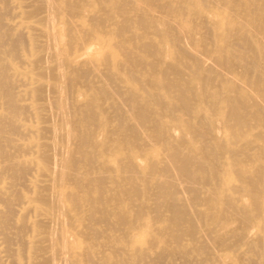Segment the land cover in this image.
Here are the masks:
<instances>
[{
	"label": "bare ground",
	"instance_id": "bare-ground-1",
	"mask_svg": "<svg viewBox=\"0 0 264 264\" xmlns=\"http://www.w3.org/2000/svg\"><path fill=\"white\" fill-rule=\"evenodd\" d=\"M23 1L25 4L21 5L22 10L19 12L22 19H16L22 21L27 33L18 31V37L13 38L15 40L11 46L13 49L23 46L24 54H21V60L26 65V69L17 71L18 68L11 64L9 68H7L8 64L5 67L15 71L25 82H28L29 87L24 93L29 99L27 107L31 110L34 125L30 124L26 127L32 135L28 142L24 141L23 145L19 143L22 148L16 150L21 149L23 152V148L33 149L34 156L30 154V157L26 156L28 159L24 157L21 160L24 165L27 163L33 167L36 176L32 177L33 181L27 179L31 183L32 189L28 190L31 194L17 195V200L21 204L17 208L22 206V210L19 209L21 215L14 216L18 214L16 212L18 210L14 211L11 206L12 200L8 199L7 194L8 187L0 186V194H4V197L0 195V203H3V207L0 208V230L6 231L8 225L13 226L11 222L16 219L15 227L18 232L28 233L23 242V250L20 251L31 260V264H56V262L92 264V254H95L92 250L101 248V245L104 248L106 245L103 242L104 237L102 239L101 237L106 236L111 239L114 237L113 231H120L118 230L120 228L124 229V232L122 233L121 230L122 234L115 235L112 239L124 242L125 248L135 247L133 239L138 233L143 239L145 238V244L148 246L147 249L146 247L142 249L149 250L151 249L149 247L156 243L163 245L160 246L161 250L159 248L156 252L155 248H152L155 252L151 251L153 256L156 253L154 258L162 264L166 262L164 258L172 261L174 260L172 257H179L182 260L181 264H188L187 255H191L188 254L189 250L190 252L194 250L197 255L200 253L199 255L203 257L206 253L212 254L215 251L212 262L207 260L210 254L202 260L204 264L217 263L220 259L216 250L225 249V246H230L231 242L237 251L240 246L243 247L242 253L238 252L241 255L237 256L233 263L245 264L244 262H250V259L255 258L256 264H264V231L258 230L261 234H257L255 228L260 225L256 222L258 218L264 216V150H252L257 147L253 145L254 142H264V105H262L264 103V40L261 39L262 37L264 39L263 4L255 0H107L109 2L107 5L103 4L104 0ZM205 2L207 6L212 7V14L218 16V22H213L208 15H204L202 10L205 8ZM14 4L16 3L11 5ZM236 11L240 12L238 16L242 21L235 16ZM12 14L10 17H13ZM233 19H238L239 22L235 23ZM20 20L17 22H21ZM0 22H3L1 15ZM5 23L1 25L5 26ZM13 23L7 27L14 26ZM203 24L209 25V35L214 45L213 49L210 46L205 47L206 50L212 49L207 51L212 54L207 60L211 59L209 62L211 68L218 67L221 71L216 68L215 72L214 68L212 70L209 66L207 68L206 59L203 60L202 54L208 57L207 52L202 53L203 51L199 49L205 36L201 37L199 34ZM131 27L141 30L140 35L134 34L131 35L132 37L127 35ZM205 27L203 25V28ZM134 29L130 32L133 33ZM11 31L7 29V32ZM237 31L240 33L237 34ZM9 33H6V36ZM147 36L151 37L148 39ZM37 37L38 39L42 37L43 40H36ZM142 37L149 41L141 40ZM207 37L206 39L209 38ZM1 38L3 37L0 36L2 41ZM230 38L242 40L248 51L245 52L246 49L243 47L245 53H240V47L231 44ZM6 39L8 40L7 37ZM7 40H3L4 43ZM185 40L187 43L183 44ZM236 40L232 41L240 42ZM97 43L108 49L101 61L99 60L102 66L100 69L95 63L92 67L93 57H87L89 47L93 44L96 46ZM127 43L130 47L123 48ZM230 44L234 46L229 47ZM235 46L239 51L232 48ZM228 48L236 52L231 53ZM237 52L240 54L235 55L234 58L233 54ZM249 52L254 54V57L251 56L252 59L248 58ZM246 53L249 55L246 56ZM148 56L153 57L152 61L145 60ZM234 59L239 60L238 64L242 62L240 67L238 64L235 66ZM248 59H251V62ZM12 61L10 59V62ZM140 64L145 66L144 69L146 68L145 75H152V80L140 78L139 76L143 74L139 75V72H136L138 78L135 76L134 68ZM251 66L258 73L254 72L257 77L254 74L256 78L252 76L254 78L249 79ZM92 68L96 70L93 71ZM237 68L240 69L238 72H236ZM253 68L252 72L255 71ZM205 69L208 70L207 74L213 71L220 76L229 74V78L225 76L217 80V83L216 79L212 82L207 74H203ZM120 71L123 76L120 75ZM7 77L5 69L0 67V97L5 96L6 108L17 116L16 113L20 115L25 109L16 104L13 93L11 94L13 91L9 90ZM10 77L8 80H11ZM16 87L18 86L15 85ZM149 87L154 91L149 90ZM155 89L160 92H155ZM120 106L125 112L121 111ZM109 109L116 113L110 114L112 117L116 115L114 117L117 118L116 120H111L107 115ZM119 109L124 115L120 114ZM120 115L126 119H120ZM164 118L170 119L173 124L175 122V125H168L164 122ZM112 121L115 124L111 123ZM251 121L259 122V130L260 128L263 130L258 132L255 130V134L253 132L236 134L238 130L249 127ZM9 123H12L11 120ZM6 124L9 126L8 123ZM18 126L14 125L13 128L10 126L8 129L18 130ZM253 126L256 127L257 124ZM3 128L0 126V132ZM221 132L229 133V144L227 141L222 143L223 140L221 139L222 142L219 140ZM44 133V136L46 133L50 136H46L48 139L42 142ZM240 137L244 138L245 144L237 145L240 148L236 146V149H232L230 144ZM11 138L2 141L0 136V141L9 142ZM255 139L256 141H253ZM241 141L243 140H237L235 145ZM263 144L261 143L262 148ZM3 151L5 150L0 148V160L7 157V153ZM159 155L163 157L159 158ZM109 158H112L116 165L115 167L110 165L112 169L106 166ZM13 162L8 164V167L14 165ZM23 164L20 167L18 165L13 167L23 168ZM30 166H27L29 170L27 168L15 170L12 167L17 172L14 173L18 175L15 179L24 176L25 169L29 172L32 168ZM1 168L5 169V167ZM10 170L13 172L12 169ZM2 172L5 171L1 170L0 175ZM155 174H159L160 177L158 183L152 184ZM7 175L5 176L8 177ZM17 175L14 174L13 178ZM236 181L240 185L236 183L234 185L233 182ZM13 185L15 184L11 186ZM20 185L22 184L18 186ZM149 185H154L155 191L153 188L149 190ZM26 186L25 184L24 187ZM203 186H211L209 189L207 187L205 191L207 196L204 198L201 197L204 193ZM240 189L244 190L248 197L245 194V197L235 198L234 195H242L237 192ZM148 190L154 193L150 194ZM178 190L186 194L187 198L178 200L179 197L176 198ZM230 190L232 194L236 190L237 194L234 193L233 196L225 194ZM150 196L154 197L149 198L153 201L149 205L153 204L155 214L152 211V216L149 212L151 217H148L146 212L151 209L148 210L150 206L145 204V200ZM237 201L244 204H240V209L237 207ZM161 210L168 213V216L160 214ZM27 215L32 218L27 219ZM229 215L233 217L230 218ZM13 216L16 217L14 220ZM163 216L167 217L162 219ZM193 219L195 221L199 219L200 222H194ZM161 220L164 225L155 227ZM207 222L218 228L208 227L207 230H203L201 224L205 225ZM263 223L261 222L262 227ZM101 226L117 229H112L111 237L108 234L107 236L106 232L101 233L104 229V227L100 229ZM260 228L257 226V229ZM132 229H137L138 232L134 233ZM1 233H4L5 237L1 238L3 239L1 242L12 240L11 237L5 236V232ZM201 234L206 237L203 241L200 240ZM119 235L121 236L116 238ZM188 238L196 239L198 242L193 240L197 244L191 248L192 251L186 244ZM98 240L103 243H99ZM14 241L19 242L18 239ZM139 241L136 244H139ZM123 246H116L117 249L115 248L114 251H109L112 246L107 249L111 254L106 256L107 261L103 264H115L111 262L115 260L113 256L116 257L118 252L125 254L126 249ZM229 246L228 248L231 249L232 245ZM138 248L131 249L133 254ZM46 249L51 254L47 255ZM142 249L139 250L143 251ZM226 249L225 251L228 252ZM145 250L134 254L143 262L146 258H150L148 255L151 256ZM94 251L96 252L94 256L101 259L100 256L105 255L100 251L101 255H98L99 252ZM225 251L220 252L223 258L222 253L227 254ZM43 252L44 255H41ZM131 255L128 256L129 259ZM10 256L8 255V258ZM153 256L148 259L151 260L150 262L154 260ZM120 257V263L128 264L122 255ZM126 257L127 255H124V258ZM102 260H98L95 264L98 262L101 264ZM140 260H138L139 264L142 263ZM1 261L3 260L0 258V263H4ZM154 262L155 260L152 264L157 263Z\"/></svg>",
	"mask_w": 264,
	"mask_h": 264
},
{
	"label": "rangeland",
	"instance_id": "rangeland-1",
	"mask_svg": "<svg viewBox=\"0 0 264 264\" xmlns=\"http://www.w3.org/2000/svg\"><path fill=\"white\" fill-rule=\"evenodd\" d=\"M7 1H8V2H7ZM28 1L31 2V0H25V2H28ZM252 1H254V0H252ZM255 1H256V2L259 1L258 3H261V4H263V6H264V0H255ZM12 2H13V3H16V4L11 5V4H13ZM106 2H107V3H106ZM256 2H255V3H256ZM10 3H11V4H10ZM173 3L175 4V2H173ZM205 3H206V2H205ZM7 4H8V5H7ZM24 4H25V3H24L23 0H3V1L0 2V12H1L0 15H1V21H3V22H0V25H1V23L4 24L5 22H8V23H5V24H6L5 26H3V25L0 26V34H2V35H0V36L3 37V38H1L2 41L0 40V43H1V44L3 43L2 46H1V44H0V53L2 52V53L0 54V59H2V60H1L2 62H0V67H3V68L5 69V72L7 73V76H8V77L11 76V77L9 78V79H11V80H8V77H7V81H8V85H9V90H10V92L13 91V92H11V94L13 93L12 95H13V97L15 98V102H16V104H17L19 107H23V108L25 109V111H26V112L24 111V113L22 112L20 115H19V113H16V114H17V116H16L15 114L9 112L10 110H9L8 108H6L7 106H6V104H5V103H6V98H5V96H1V97H0V102H1V103H0V117H1V118H0V126H1L2 128H3V127L6 128V129L3 128L4 130L2 129V132H0V133H2V135H0V136H1V140H2V141H5V140H8V139H10V138L12 137V138H11V141H9V142H11L12 144L9 143V142H3V143H2V141H0V143H1L0 146H2V147H0L1 150L4 149L5 151H3V153H4V152L7 153V154L5 153V154L7 155V157L2 158L4 161H3V160H0V172H1V170H4L5 172H7V171H8L7 169H9V171H10V172L8 171V172H9V175H7L8 172H7V173L2 172V174L0 175V186L5 185V186L8 187V188H7V194H8V199H9L10 201L12 200V201H11V206H12V208H14V209H13L14 211H16V210L19 211V212L16 211L18 214H15L14 216L19 215V214L21 215V211H20V210H22V209H21L22 206H21V208H17V206L20 207V205H21V204L19 203V201L17 200V195H18V193H22V194H23V193H24V194L26 193L27 195H30V194H31L30 191H31L32 188H31V183H30L28 180L33 181V180H34L33 178H35V176H36V172L33 170V167L30 166V165L27 164V163H25V165H24V164L22 163L23 160H21V158L24 159V157L28 159V157H30V154H32V156H34L35 154H33V149L23 148V152L26 153V152L29 151V152H28L29 155H28V154H25V153H23V152H21V151H22L21 149H20V150H16V148H17V149L22 148V147L20 146L19 143H22V145H23V144L25 143L24 141L28 142V140L30 139V137H31V135H32L31 133H29V132L26 130V127L29 126L30 124H31V125H34L33 118H31V117H32V113L30 114L31 110L27 107V106L29 105V99H27L28 97H27V95L24 93V90H25L26 88L29 87V86H28V82H25V81L23 80L22 77H20L18 74L15 73V71H12V70H10V69H6V67H5V66L8 64V65H7V68H9V66H10V64H11V66L15 67L16 69L18 68L17 71H18V70H19V71H22V68H23V70L26 69V65H25V64L22 62V60H21V56H22L21 54H24V53H23V52H24V48H23V46H19V47H17L16 49H13V47L11 46V45H13V41L15 40V39H13V38H17L19 33H21V32L27 33V31L24 30V28H23V23H22V21L20 20V19H22V17H21L20 14H19L20 10H22L21 5H24ZM103 4L107 5V4H109V2H108L107 0H106V1L104 0ZM207 5H208L207 3H206V5L204 4V7H205L206 9L204 8V9L202 10L203 13H204V15H205V14L208 15L209 19H212L213 22H215V21L218 22V20H217L218 16L213 15V14H212L213 12L211 11V10H212V9H211L212 7H209V6H207ZM1 6H2V7H1ZM13 6H14V7H13ZM207 7H209V9H207ZM4 8H6V9H4ZM8 8H11V9H8ZM19 8H20V9H19ZM263 8H264V7H263ZM3 9H4V10H3ZM7 9H8L9 11H7ZM207 10H210V12L207 11ZM204 11H205L206 13H205ZM262 11L264 12V9H263ZM5 12H6V13H5ZM7 12H8V13H7ZM3 13H4V14H3ZM12 13H14V14H12ZM236 13H237V14H235V16H236L237 18H239L238 15L240 14V12H239V11H238V12L236 11ZM7 14H9V15H7ZM11 14H12V16H13L14 18H13V17H10ZM240 16H241V15H240ZM16 18H20V19H16ZM234 18H235V17H234ZM15 19H16V20H15ZM235 19H236V18H235ZM235 19H233V21H234L235 23L239 22L238 19H237V20H235ZM239 19H241V21H242V18H239ZM263 19H264V15H263ZM19 20H20L21 22H17V21H19ZM212 21H211V22H212ZM236 21H237V22H236ZM13 22H14L15 24H14ZM11 23H13L14 26L11 25V27L9 26L10 28H8L7 26H8L9 24H11ZM235 23H234V24H235ZM20 24H21V26H20ZM203 25L206 26V27L203 28ZM203 25H201V28H200L201 30H199V31H200L199 34H200L201 37H203L202 35H205L204 38H202V41H203V42H201L202 44H201V46H200V48H199L200 51H203L202 53L207 52L208 50H209V51H212V49H213V47H214V45H213V41H212V39H211V37H210V35H209V32H210V29H208V28H209V25H207V24H206V25L203 24ZM18 26H20L21 28L18 27ZM16 27H18V29H16ZM11 28H13V29L15 28L16 30H15V29L13 30V29H11ZM135 28H136V27H135ZM5 29H6V30H5ZM7 29H8V31H10V30H12V31L9 33V32H7ZM21 29L24 30V31H22ZM131 29H134V27H131V28L129 29V31L127 32V33H128L127 35H129V36H131V35L134 36V34H135V35H140L139 32H141V30L138 31V29L136 28V29L133 30V33H131V32H130V31H132ZM205 29H206V30H205ZM3 30H4V31H3ZM238 30H239V29H238ZM18 31H19V33H18ZM25 31H26V32H25ZM204 31H206V32H204ZM239 31H240V30H239ZM239 31H237V34L240 33ZM5 32H6V33H9L8 36H10L11 38H9L8 36H6V33H5ZM11 33H12V35H10ZM4 34H5V36H3ZM22 34H23V33H22ZM15 35H16V36H15ZM207 36H208L209 38H208ZM4 37H5V38H4ZM6 37L8 38V40L6 39ZM131 37H132V36H131ZM147 37H148V39H149L151 36H147ZM206 37H207L209 40L206 39ZM260 37H262V36H260ZM143 38H144V39H143ZM231 38H232V37H231ZM231 38L229 39V42L231 41V42H230L231 44H234V45L236 44V46L240 47V50H241L240 53H243V52L245 51L244 49H246V46H244V44H242L243 41H242V40H236L237 38H233L232 40H234V41H235V40H236V41H240L239 43H238V42L235 43L234 41L231 40ZM39 39H40V40H43L42 37H40ZM39 39H38V37H37L36 40H39ZM132 39H133V38H132ZM148 39L145 38V37H142V38H141V40H143V41H145V42L149 41ZM154 39H155V40H158V39L155 38V37H154ZM261 39H262V41L264 40L263 37H262ZM3 40H4V41L7 40L6 43H4ZM207 40H208V41H207ZM185 41H186V40H185ZM185 41H183V42H184L183 44L187 43V41H186V42H185ZM241 41H242V42H241ZM11 42H12V43H11ZM229 42H227V43L229 44ZM203 43H204V44H203ZM205 43H206V44H205ZM209 43H210V44H209ZM243 43H244V42H243ZM7 44H9V46H4V45H7ZM97 44H98V43H97ZM183 44H182V45H183ZM207 44H209V45H207ZM211 44H212L213 46H211ZM231 44H230L229 47L234 46V45H231ZM240 44H242L243 46L241 45V46H242V47H241ZM263 44H264V41H263ZM128 45H129V46H128ZM203 45H206V46H203ZM101 46H102V45H101ZM101 46H100V44H98V45H96V46H95V44L91 45V46L89 47V49H88V54H87V57L91 56V57L94 58V60H93V59L90 57L91 60H93V63H92L93 65H92V67L96 65V67L99 68V69L102 68V66L100 65V63H101V62H100V61H101V58H102V57L106 54V52L108 51V49H107L106 47H104V46L101 47ZM123 46H126V47H123V48L127 49V48L130 47V44L127 43V44H124ZM183 46H184V45H183ZM209 46H210V48H212V49H208V50H206V48H209ZM236 46H235V47H232V48H234V49L237 50V47H236ZM205 47H206V48H205ZM243 47H244V49H243ZM10 48H12V49H10ZM18 48H20V49H18ZM90 48H91V49H90ZM201 48H202V49H201ZM2 49H3V51H1ZM8 49H9V50H8ZM22 49H23V50H22ZM203 49H205V50H203ZM228 49L230 50V52L232 51L231 53H233V52L235 53V52H236V50H234V49H231V48H228ZM242 49H243V50H242ZM7 50H8V51H7ZM18 50H19V51H18ZM97 50H99V51H97ZM106 50H107V51H106ZM233 50H234V51H233ZM105 51H106V52H105ZM237 51H239V50H237ZM247 51H248V50L246 49L245 52H247ZM7 52H8V54H6ZM9 52H10V53H9ZM14 52H15V53H14ZM135 52H136V51H135ZM135 52H134V53H135ZM245 52H244V53H245ZM12 53L15 54L17 57H16L15 55L12 56V55H13ZM16 53H17V54H16ZM91 53H92V54H91ZM240 53L237 52L236 54H233V55H234V58H235V55H238V54H240ZM244 53H243V54H244ZM249 53H250V55H249ZM249 53H246V54H247L246 56H248V55L250 56V57L248 56V58H251V56L254 57V54H253L252 52H249ZM18 54H19V55H18ZM90 54H91V55H90ZM94 54H95V55H94ZM205 54H206V53H205ZM251 54H252V55H251ZM5 55H6V56H5ZM119 55H120V54H119ZM202 55L204 56V57L202 56V57L204 58L203 60L206 59V60H205V65H207L206 67L209 68V67H210V64H211V63H209V62H211V59H208V60H207V58L211 57L212 54L210 55L209 52H207L206 55H208V57H206L204 54H202ZM7 56H9V57H7ZM11 56H12V57H11ZM18 56H19V57H18ZM13 57H14V58H13ZM15 57H16V58H15ZM160 57H161V56H160ZM17 58H19V59H17ZM119 58H120V57H119ZM151 58H153V57H152V56H148V57H145V60H146V59L149 60V59H151ZM5 59H6V60H5ZM10 59H11V61H12V60H13V61L10 62ZM88 59H89V58H88ZM154 59H157V58L154 57ZM154 59H153V60H154ZM251 59H252V58H251ZM251 59H248V60L250 61ZM19 60H21L20 63H18ZM97 60H98V61H97ZM99 60H100V61H99ZM148 60H146V61H148ZM149 61H152V59L149 60ZM206 61H208V62L206 63ZM91 62H92V61H91ZM233 62H234V64H235V66H238V65H239L238 67H240V64L242 63V62H241L240 64H238V63H239V60H237V59H234ZM250 62H251V61H250ZM94 63H95V65H94ZM13 64H14V65H13ZM212 64H213V63H212ZM236 64H238V65H236ZM2 65H3V66H2ZM213 65H214V64H213ZM213 65H212V67H213ZM142 66H143V67H142ZM208 66H209V67H208ZM138 67H139V68H138ZM144 67H145V66H144V65H141V64L138 65L137 67H135V68H134V70H135V72H134V73H135V76H136V75L138 76V73H136V72H139V73H140L139 75L143 74V76H142V75L139 76L140 78H142V77L144 78V77H145V78H147V79L149 78L148 81L152 80V79H151V77H152L151 74H149V75H145V73H146V71H145L146 68L144 69ZM249 67H250V66H249ZM251 67H252V66H251ZM94 68H95V67H94ZM94 68H92V69H94ZM141 68H142V69H141ZM207 68H206V69H207ZM210 68H211V67H210ZM213 68H214V71H215V72L217 71V70H215L216 68L219 69L218 67H213ZM213 68H211V69L213 70ZM252 68H253V67H252ZM252 68H250V70H251V71H250V73H251L250 75H251V76L249 75V79L254 78L255 75L258 73L257 70L254 69V68H253V69H254L255 71L252 72ZM20 69H21V70H20ZM138 69H139L140 71L144 72V73H141L140 71H137ZM143 69H144V71H143ZM206 69L204 70V71H205V73H203L204 75H206V74L208 73V70H206ZM95 70H96V69H94L93 71H95ZM212 70H209V72L212 71ZM219 70H220V69H219ZM238 70H240V69L237 68L236 72H238ZM185 71H186V70H185ZM206 71H207V73H206ZM220 71H221V70H220ZM10 72H11L12 74H11ZM186 72H188V71H186ZM254 72H255V73L257 72V73L255 74ZM13 73H14V74H13ZM119 73H120L121 76H123V74H122L121 71H120ZM148 73H149V72H147V74H148ZM212 73H213V71H212ZM212 73L210 72L209 74H207V75L212 79V82L214 81L213 79H216L215 82L217 83V80H220V79H222V78L225 77V76H227V78H229V74H228V75H226V74H222L223 76L221 75V76H222V77H221L219 74L216 75L215 73H213V74H212ZM254 74H255V75H254ZM144 75H145V76H144ZM137 76H136V77H137ZM146 76H147V77H146ZM148 76H150V77H148ZM217 76H219V77L216 78ZM230 76H231V75H230ZM252 76H254V77H252ZM250 77H251V78H250ZM256 77H257V75H256ZM256 77H255V78H256ZM137 78H138V77H137ZM143 78H142V79H143ZM145 78H144V79H145ZM93 79H94V77H93ZM142 79H140V80H142ZM147 79H145V80H147ZM12 80H14V81H12ZM19 80H20V81H19ZM138 80H139V79H138ZM10 81H11L12 84H10ZM15 81H16V83L14 84ZM142 81H143V80H142ZM20 82H23V83H20ZM17 84H18V85H17ZM23 84H25V85H23ZM15 85L18 86V87L15 88ZM19 86H20V87H19ZM22 86H23V87H22ZM151 88H152V87H151ZM14 89H15V90H14ZM21 90H22V91H21ZM149 90H153V89H150V87H149ZM19 91H20V92H19ZM153 91H154V90H153ZM155 92H160V91H159V90L157 91V90L155 89ZM14 94H15V95H14ZM19 95H20V96H19ZM21 95H22L23 97H22ZM253 97H254V96H253ZM1 98H2V100H1ZM22 98H23V99H27V100H23ZM16 100H19V101H16ZM118 100H119V99H118ZM2 101H3V102H2ZM4 101H5V102H4ZM23 101H25V102H23ZM17 102H18V103H17ZM261 103H262V102H261ZM261 103H260V104H261ZM24 104H25V105H24ZM119 105H121V104H119ZM262 105H264V103H263ZM2 106H3V107H2ZM26 107H27V108H26ZM2 108H3V109H2ZM5 108H6V109H5ZM119 108H120V109L122 108L121 111L123 112V110H124L123 107L120 106ZM24 109H23V110H24ZM120 109H119L120 114H123V115H124V113H122V112L120 111ZM23 110H22V111H23ZM28 110H29V111H28ZM108 111H110V112H108L107 115L111 117V120H114V119L116 120L117 118H114V117H116V115H114L113 117L110 115V114L113 115V114H116V113H115L113 110H110V109H109ZM7 112H8V113H7ZM124 112H125V110H124ZM200 112H202V111H200ZM200 112H197V113H200ZM25 113H26V114H25ZM203 113H204V111L202 112V114H203ZM23 114H24L25 116H24ZM123 115H122V116L120 115V116H121L120 119L125 120L126 118H125V117L123 118ZM200 115H201V113H200ZM3 116H4L5 118H4ZM23 116H24V117H23ZM6 117H7V118H6ZM22 117H23V119L21 120ZM110 117H109V118H110ZM25 118H26L27 120H25ZM3 119H4V120H3ZM6 119H7V120H6ZM10 120H11L12 123H9ZM14 120H15V121H14ZM169 120H170V119H168V118H164V122L167 123L168 125H175V122H174V124H173V122H172V121H169ZM5 121H7L6 123H8L9 126L5 123ZM167 121H169L170 124H169V122H167ZM171 122H172V123H171ZM255 122H256V121H255ZM255 122H254V123H255ZM1 123H2V124H1ZM3 123H5V124H3ZM18 123H19V124H18ZM111 123L115 124L114 121H112ZM124 123H126V121H125ZM254 123H253V121H251V122L248 124L249 127H247V128L244 127V129L238 130V131L236 132V134L239 133V135H240V134H242L243 132H244L243 134H245V133L248 134V133H250V132H253V133H254L255 130H257V131H255V132H258V131H262V130H263V128H260V130H259V127H258V126L260 125L259 122L255 123V124H257L256 127L253 126V125H255ZM23 124H27V125H23ZM14 125H16V126L19 125L20 127H19V126L17 127L18 130H16L15 128H14L15 130L12 129V130H14V131L10 130V131L13 132V133H12V132L9 131L8 127L11 126V127L13 128ZM248 125H247V126H248ZM7 126H8V127H7ZM252 127L254 128V130H253ZM256 128H258V129H256ZM251 129H252L253 131H251ZM19 130H20V131H19ZM6 131H8L7 134H5ZM9 132H10V133H9ZM16 132H19V133L17 134ZM26 132H27V133H26ZM11 134H12V135H11ZM16 134H17V136H16ZM22 134H23V135H22ZM25 134H26V135H25ZM228 134H229V133H228ZM228 134L221 132V133L219 134L221 137L224 136V135H226L227 137H226V136H224V137H222V138L219 137V140L221 141V139H222V140H223V142L221 141L222 143H224V142H226V141H227V143H228V140H229V136H228ZM254 134H255V133H254ZM44 135H45V133L42 135V138L45 137L44 139L41 138L42 142H43V141H46V140L48 139L46 136H48V137L50 136L49 133H46V136H44ZM54 135H56V134L54 133ZM7 136H8V138H7ZM4 137H6L7 139L4 138ZM20 137H21V138H20ZM46 138H47V139H46ZM224 138H226L227 140L225 139V141H224ZM4 139H5V140H4ZM15 139H17V140H19V141H17V140H16V141H13V140H15ZM240 139L243 140L244 143H243V141H241V142H238V143L235 145V143L237 142V140L240 141ZM240 139L237 138V139H234V140H236V141L233 140V143L230 144L231 148L233 147L232 149H236V146H237V145H242V146H243V145L245 144V140H244V138H243V137H240ZM231 140H232V139H231ZM231 140H230V141H231ZM12 141H13V142H12ZM253 141H256V139L253 140ZM239 143H242V144H239ZM257 143H259V142L257 141ZM257 143L254 142L253 145H254V146L257 145V147H255V149L253 148L252 150H253V151H255V150H261V151H263V150H264V149H263L264 147H263V148L261 147V143H264V142H261V143H259V144H257ZM7 144H9V145H7ZM13 144H14V145H13ZM228 144H229V143H228ZM11 145H12V147H11ZM17 145H19V146H17ZM232 145H233V146H232ZM263 145H264V144H263ZM263 145H262V146H263ZM3 146H7V147H4V148H3ZM8 146H9L10 148H9ZM230 146H229V147H230ZM237 147L240 148V146H237ZM8 148H9V149H8ZM24 149H25V150H24ZM6 150H8V151H6ZM9 151H10V152H9ZM15 151L20 152V153H23V154H18V153H16ZM30 151H32V152H30ZM12 153H13V154H12ZM5 154H4V156H6ZM14 154H16V155H14ZM10 155H12V156H10ZM17 155H19V156H20V155H21V156L23 155V156H22V157H21V156L19 157V156H17ZM162 155H164V154H162ZM16 156H17V157H16ZM26 156H28V157H26ZM15 157H16L17 159H16ZM158 157H159V158H160V157L162 158L163 156L159 155ZM12 158H13V159H12ZM5 159H7V161H6ZM16 160H18V162H17ZM19 160H20V161H19ZM9 161H10V162H9ZM13 161H15V162H13ZM11 162H13L14 165L11 164V167H8V164L10 165ZM20 163L23 164V168H27V169H28L29 167H27V166L32 167V168L30 169L29 172L27 171V169H25V170H26L25 173H27V174H28V173H29V174L32 173V174L27 175V174L24 173V174H23L24 176H19L20 179H15V178H18V175L16 174L17 172L13 170V168L16 170V169H21L22 167H21V168H15V167H13V166L18 165V166L20 167V166L22 165V164H20ZM112 163H113V164H112ZM1 164H2V165H1ZM4 164H5V166H4ZM26 164H27V165H26ZM167 164H168V162H167ZM110 165H112L113 167L116 166L115 163L113 162V159H112V158H109V159H108V163H106V166H107V167L109 166L108 168L111 167V169H112L113 167L110 166ZM161 165H162V164H161ZM6 166H7V167H6ZM24 166H25V167H24ZM1 167H5V169H4V168H1ZM12 167H13V168H12ZM157 167H160V165H157ZM23 168H22V169H23ZM10 169H12L13 172H12ZM28 170H29V169H28ZM31 171H33V172H31ZM14 172H16V173H14ZM33 173H34V174H33ZM14 174L17 175V177H14V178H13ZM5 175H7L8 177H6ZM32 175H34V176H32ZM158 175H159V174H155V175H154V180L151 181L152 184L155 183V182L158 183L157 180H158L159 177H160V176H158ZM10 177H12V178H10ZM23 177H24V178H23ZM26 177H28V178H26ZM29 177H30V178H29ZM32 177H33V178H32ZM4 179L7 180V181H5ZM13 179H14V180H13ZM25 179H26V180H25ZM27 179H28V180H27ZM2 180H3V181H2ZM23 180H25V181L23 182L24 184L22 183ZM155 180H156V181H155ZM13 181H14V182H13ZM2 182H3V183H2ZM7 182H8V183H7ZM16 182H18V183H16ZM20 182H21V183H20ZM5 183H6V184H5ZM27 183H28V184H27ZM230 183H231V181H230ZM235 183H236V185H240V183H238L237 181H236V182H233L234 185H235ZM12 184H15V185L11 186ZM19 184H22V185L18 186ZM25 184L27 185L26 187H24ZM123 185L126 186L124 183H123ZM10 187H11V188H10ZM153 187H154V185H153V186H152V185H149V188H150V189H149V188H148V189L151 190ZM207 187H208V186H206V187L203 186V192H204L205 194H204L203 192H202L203 194L200 193V194H201V197L203 196L202 198H204V196H205V197L207 196V195H206V192H205V191H207ZM209 187H211V186H209ZM209 187H208V189H209ZM14 188H15V189H14ZM11 189H13V191H12ZM18 189H19V190H18ZM29 189H30V191H28ZM201 189H202V188H201ZM8 190H9V191H8ZM17 190H18V191H17ZM24 190H25L26 192H22V191H24ZM149 190H148V192H149L150 194H153V193H154L153 191H155L154 188H153V191H149ZM243 191H244V190H241V189L237 191V192L242 193V195L239 194V193H238L239 195H234V193L237 194L236 190L233 191V192H234L233 194L231 193V190H230V192H228V191H227V192L224 191V192H225V194L227 193V194L230 195V196H233V195H234L235 198H237V197H238V198H239V197H245L246 195H247V197H248V194H247L246 192H243ZM12 192H13V194H10V193H12ZM15 192H16V193H15ZM179 194H180V195H179ZM245 194H246V195H245ZM0 195H1V194H0ZM3 195H4V194H3ZM3 195H1V196H3ZM14 195H15V196H14ZM176 195H178V196H176V198L179 197L178 200H179V199H180V200H184L185 198H187V197H186V194L180 192V190H178V194H176ZM183 195H184V196H183ZM3 197H4V196H3ZM15 197H16V198H15ZM151 197H152V196L148 197V199L151 198ZM13 198H14L15 200H14ZM152 198H154V197H152ZM235 198H234V199H235ZM238 198H237V199H238ZM249 198H250V197H249ZM148 199L146 198V200H145V204H146V205H149L150 203H153V201H150L151 199H149V201H147ZM247 199H248V198H246V202L248 203ZM13 200H14V201H13ZM17 201H18V202H17ZM13 202H14V203H13ZM178 202H180V201H178ZM234 202H235V201H234ZM236 203H237V205H238L237 207H238L239 209H240V207H239L240 204H241V205H244L243 203H240V202L238 203V201H237ZM14 204L16 205L15 207H14ZM0 205H1L0 208L3 207V203H2V202L0 203ZM22 205H23V204H22ZM23 206H24V205H23ZM149 206H150V208L147 206V207L149 208L148 210H150V209H151V210L146 212V216L151 217V216H149V215H150L149 212L151 213L152 211H154V209H153L154 206H153V204H152V205H149ZM151 207H152V208H151ZM19 209H20V210H19ZM14 211H13V213H14ZM161 211L163 212V210H161ZM161 211H160V214H164V215H167V216H168V213H165V212L161 213ZM16 212H15V213H16ZM154 214H155V211H154ZM253 214H254V213H253ZM29 215H30V214H29ZM29 215H27V216H28L27 219H31V218H32V217L29 216ZM151 215L153 216V213H151ZM14 216H13V220H14V218H16V217H14ZM27 216H26V217H27ZM161 216H162V215H161ZM167 216H163L162 219H165V217H167ZM229 217L231 218V217H233V215H229ZM262 217H263V218H262ZM262 217L260 216V217L258 218V220L256 219V220H257V221H256L257 224H260V225H261V226H260V225H257L258 228L262 227L261 222L263 223V221H264V216H262ZM260 218H261V219H260ZM195 219H196V218H195ZM260 220H261V221H260ZM193 221H194V222H197V221L200 222L199 219H197V221H195V220L193 219ZM14 222H15V223H14ZM11 223H13V224H11ZM11 223H10V224L13 225V226H9V225H8V227L6 228V231H5V230H4V231L0 230L1 232H5V236H8L7 238L11 237L10 239H12V240H8V239H7L6 243L1 242V241H3V239H4L5 237H4V233H1V232H0V235H1V234L3 235V236H0V255L3 256V257L0 256V258H1V260H3V261H1V262H4V263H0V264H13V262L16 263V264H25V263H26V264H31V260H28L27 257L24 255L23 251H20V250H23V248H22V247H24V246H23V242H24V239L26 238V235H28V233H23V234H25V235H23V234H20V232H18V230H17L16 227H15V226L17 225V224H16V219H15L14 221H12ZM162 223H163L162 220L159 221V222H157V223H156L157 226L155 225V227H158V228H159V227H162V226L164 225V224H162ZM206 224H209V225H206ZM210 224H211L210 222L205 223L206 226L203 225V224H201V225L203 226L202 229H203V230H204V229L207 230L208 227H209L210 229H214V228L217 229V228H218V227H215V225H210ZM263 224H264V223H263ZM158 225H159V226H158ZM234 225H235V224H234ZM257 226L255 227V228H256V231H257V234L260 233V232L262 231L261 229H263V231H264V225H263V227L260 228V229H257ZM10 227H12V229H10ZM102 227H104V229H103ZM13 228H15V229H13ZM99 228H100V229H103V230H102L103 232H101V233L106 232L105 234H106V235L108 234V235H110L111 237H112V232H111V231H113L112 229H117V228H111V227H107V228H106L105 226H101V227H99ZM110 228H111V229H110ZM8 229H10V231H9ZM100 229H99V230H100ZM105 229H106V230H105ZM109 229H110V232H111V233H110V232L108 233V230H109ZM198 229H199V228H198ZM11 230H13V232H11ZM118 230L121 231L122 228H120V229H118ZM123 230H124V229H123ZM123 230H122V233L124 232ZM132 230L134 231V233H137V232H138V231H136L137 229H136V230L132 229ZM258 230H260V232H259ZM16 231H17V232H16ZM114 231H115V230H114ZM114 231H113V233H114L113 236H114V237H112V238H115V235L122 234L120 231H115V232H114ZM256 231H255V232H256ZM116 232H117V233H116ZM119 232H120V233H119ZM7 233H10V234H7ZM16 233H17L18 235H17ZM12 234H14V235H12ZM105 234H102V235H105ZM253 234H254V231H253ZM260 234H261V233H260ZM102 235H101V236H102ZM108 235H107V236H108ZM139 235H140V234L138 233V235H136L135 237H137V236H139ZM16 236H17V237H16ZM20 236H23L24 238H23V237H20ZM120 236H121V235H119V236L116 237V238H119ZM205 236H206V235H205ZM103 237H104V241H103V242H104V245L106 244L105 247H104V248H106V249H105L106 251H104V248L102 247V245H101V248H99L100 250L98 249V247L95 248L94 250H96V251H98V252L100 251L101 253H104V254H105V255L103 254V255L105 256V257H104V256L101 255L100 252L98 253V255L100 254V255H101L100 257H102V259H103L104 261H103L101 258L94 256V255H96V252H95L94 250H92V253H95V254H92V256H93V259L91 260V261H92V264H93V262H94L93 260H97V259H98V260H102V261H100L101 264H103V262L106 263V261H107V259H105L106 256H109L108 254H111L109 251H114L115 248L117 249V247H119V246L122 247V246L125 244L124 242H123L124 244H123L122 242H118L119 240H117V239H112V238L110 239V237L108 238V237H106V236H102L101 239H102ZM105 237H106V238H105ZM135 237H134V239H133V240H134V244H135L134 246H135V247H132V248H131V247H128V246H127V248H125L126 246H125V247L123 246L124 249H126V251L124 252L125 254H122V253L118 252L116 257L113 256V257L115 258V260L113 261V260H112L113 258L111 259L112 261L110 260L112 263L115 262V264H122V263L119 262V261H120V258H121L120 255H122V258H123L124 260H126L128 264H139V261H138V260H140V259L136 258V255H134V254H135V253H138V254H139V253L144 252V250L147 249L148 246H147V244H145V243H146V242L144 241L145 238L143 239V238L141 237V235H140L139 238H137V239H136ZM201 237H202V238H201ZM201 237H200V238H201V239H200L201 241H203V239H206V237H204L202 234H201ZM203 237H204V238H203ZM1 238H3V239L1 240ZM13 238H14V239H13ZM15 238L18 239L19 242L14 241V240H16ZM19 238H21L20 240H22V241H20ZM259 238H260V237H259ZM98 239H100V238H98ZM105 239L108 240V241L106 242ZM109 239H110L112 242L109 243V241H110ZM186 239H187V238H186ZM114 240H115L116 242H115ZM135 240H136V241H135ZM138 240H140V241H139V244H136V243H138ZM142 240H143V241H142ZM193 240H195V241L197 242L196 239H190V238H188V240H186V241H187L186 244H187V246H188V249L193 248V247L198 243V242L195 243V241H193ZM99 241H100V240H98V242H99ZM191 241H192V242H191ZM9 242L12 243V244H10ZM13 242H14V243H13ZM16 242H17V244H15ZM20 242H22V243H21L22 245L20 244ZM103 242L100 241L99 243H103ZM113 242H114V243H113ZM143 242H144V243H143ZM204 242H206V240H205ZM7 243H9V244H7ZM107 243H108V244H107ZM111 243H113V244L110 245V246H108V245L111 244ZM119 243H120V244H119ZM142 243H143V244H142ZM194 243H195V244H194ZM227 243L229 244L230 242L228 241ZM14 244H15V245H14ZM18 244H19V245H18ZM114 244H115V245H114ZM4 245H5L6 247H4ZM9 245H13L14 247H13V246H9ZM20 245H21V246H20ZM99 245H100V244H99ZM113 245H114V246H113ZM125 245H126V244H125ZM157 245H159L158 248H157ZM191 245H192V246H191ZM231 245H232L231 249L228 248L229 245H227V247L225 246V249L228 248V249H226L228 252H226L225 249H223V248H222V249L220 248L219 250H216L217 255H219V259H220V260H218L217 263H214V262H213V264H218L219 261H220L221 264H228V263H229V264H235V263H233V260H234V259H237V256L239 257V256L241 255V254H239V253H240V252L242 253V251H243V247L240 246L239 248H240L241 251H239V248H238V246H237V248H238V251H237V249H234V245L232 244V242L230 243V246H231ZM7 246H9V247H7ZM111 246H112V248H114L113 250H112ZM116 246H117V247H116ZM136 246H139L140 248H138V247H136ZM154 246H156V247H154ZM160 246H163V245H161L160 243H156V245H152L151 247H149V248H151V249H149V250H145V252H146V253H149V254H151V256H153L152 253H153L154 250H152V248H155V251L157 252V249H159ZM230 246H229V247H230ZM15 247H16V248H15ZM142 247H144V248L146 247V248H145V249H144V248L142 249ZM4 248H5V249H4ZM12 248H14V249H12ZM109 248H111V250H109ZM129 248H130V249H129ZM136 248H138V249L136 250V252L134 251V254H133V252L131 251V249H136ZM161 248H162V247H161ZM161 248H160L159 250H161ZM8 249H9L10 251H9ZM107 249H108L109 251H108ZM118 249H119V248H118ZM139 249H142L143 251H141V250H139ZM232 249H233V250H232ZM2 250H4V251H2ZM5 250H6V251H5ZM14 250H15V251H14ZM43 250H44V249H42V251H43ZM192 250H193V249H191V251H192ZM222 250L225 251V252L227 253V254L222 253V254H224V258H223L222 255H220V254H221L220 252H223ZM42 251H41V252H42ZM45 251H47V249H46ZM45 251H44V252H45ZM102 251H104V252H102ZM130 251H131V252H130ZM151 251H152V253H151ZM155 251H154V252H155ZM229 251H231V253H230ZM232 251H234V253H233ZM14 252H15V253H14ZM44 252L41 253V255H44ZM126 252H127V253H126ZM193 252H194V253H193ZM193 252H190V250L188 251V254L191 253V255H187V257H188V264H204V263H203L204 260H202V259L208 257L209 254H210V257H209L207 260L210 261V262H212V261H213V259H212V258H213V253H214L215 251H213L212 254H211V253H208V254L206 253V254H205L206 256H204V257H203L202 255H201V256H202V257H201V256L199 255V254H200V253H199L198 255H199L200 258L198 257L197 252H195L194 250H193ZM209 252H210V251H209ZM238 252H239V253H238ZM7 253H11V254H7ZM12 253H14V254H12ZM22 253H23V254H22ZM45 253H46V252H45ZM119 253H120V254H119ZM192 253H193V254H192ZM232 253H233V255H232ZM237 253H238L239 255H238ZM3 254H4V255H3ZM46 254L49 255V254H51V253L47 251ZM46 254H45V255H46ZM118 254H119V255H118ZM131 254H132V255H131ZM154 254H155V255H154L152 258L155 260V262H157L156 264H162L161 261H159L158 259L154 258V257L156 256V253H154ZM230 254H231V255H230ZM8 255H9V256L12 255V256H10V257L8 258ZM124 255H125V256L127 255V257H126L127 259L124 258ZM129 255H131V256H130V257H131L130 259H129V257H128ZM147 255H148V254H147ZM196 255H197V256H196ZM203 255H204V254H203ZM207 255H208V256H207ZM229 255H230V257H228ZM22 256H23V257H22ZM133 256H134V257H133ZM151 256L148 255V257H150V258H151ZM232 256H235L236 258H235V257H232ZM18 257H19V258H18ZM94 257H95V259H94ZM119 257H120V258H119ZM132 257H133V258H132ZM220 257H221V258H220ZM5 258H6V259H5ZM150 258H146V259H145L146 263H145V261L143 262L142 260H140V262H142L141 264H143V263H144V264H148V263L152 264L154 260H152V262H150L151 260H148V259H150ZM172 258H174L175 261L172 260V261H173V262H172V261H170L171 259L168 260L167 258H166V259L164 258V261L166 260V262L163 261V262H164L163 264H173V263H175V264H176V263L181 264V261H182V260H181L179 257H176V258H178V259H176L175 257H172ZM228 258H230V259L228 260ZM11 259H12V261H10ZM23 259H24V260H23ZM116 259H118V260H116ZM133 259H135V260H137V261H135V260L132 261ZM200 259H201V260H200ZM254 259H255V258H252V259H250V260L252 261V260H254ZM19 260H21V261H19ZM98 260H97V261H98ZM121 260H122V259H121ZM129 260H130V261H129ZM156 260H158V261H156ZM161 260H163V259H161ZM176 260H178V262H176ZM192 260H194V261H192ZM199 260H200L201 262H200ZM207 260H205V263L207 262ZM227 260H228V261H227ZM250 260H249V261H250ZM255 260H256V259H255ZM255 260H254L253 262H251V261H250V262H247V261H246V262H244V263H245V264H246V263H248V264H256L257 262H256ZM97 261H95V262H97ZM116 261H118V263H116ZM128 261H129L130 263H129ZM147 261H148V262H147ZM167 261H168V262H167ZM230 261H231V263H230ZM10 262H12V263H10ZM95 262H94V264H95ZM134 262H136V263H134ZM155 262H154V263H155ZM171 262H172V263H171ZM179 262H180V263H179ZM226 262H227V263H226ZM220 263H219V264H220ZM56 264H58V262H56ZM60 264H64V263H61V262H60ZM96 264H99V262L96 263ZM208 264H211V263H208Z\"/></svg>",
	"mask_w": 264,
	"mask_h": 264
}]
</instances>
